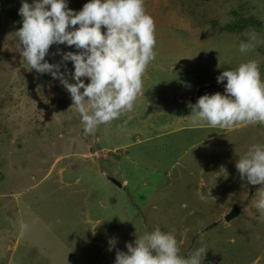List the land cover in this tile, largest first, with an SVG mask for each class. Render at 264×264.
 <instances>
[{
	"label": "rangeland",
	"instance_id": "rangeland-1",
	"mask_svg": "<svg viewBox=\"0 0 264 264\" xmlns=\"http://www.w3.org/2000/svg\"><path fill=\"white\" fill-rule=\"evenodd\" d=\"M67 2L78 12L89 0ZM21 6L0 0V264H115L157 227L184 256L204 247L202 264H264V185L235 166L264 144V124L193 127L187 106L224 94L217 77L242 62L257 60L264 78V44L239 51L245 33L264 38V0H145L157 55L143 91L132 111L87 135L67 89L23 61ZM58 50H78L53 45L46 56L75 83ZM235 206L240 216L226 222Z\"/></svg>",
	"mask_w": 264,
	"mask_h": 264
},
{
	"label": "clouds",
	"instance_id": "clouds-1",
	"mask_svg": "<svg viewBox=\"0 0 264 264\" xmlns=\"http://www.w3.org/2000/svg\"><path fill=\"white\" fill-rule=\"evenodd\" d=\"M19 15L23 26L15 35L23 61L31 70L50 74L67 89L86 135L134 109L143 91V77L157 55L156 24L146 11L145 0H89L78 12L67 0H32L31 4L22 0ZM245 35L246 40L239 45L241 53L264 44L255 30ZM64 44L78 51L58 50L53 55H61L64 65L72 62L75 83L65 78L62 64L46 60L51 46ZM225 80L224 94H206L187 105L192 112L191 125L232 129L264 124V78L258 61L248 60L223 71L217 82ZM235 166L242 180L264 185V144L252 145ZM258 194L256 208L264 213V187ZM27 228L21 224L22 230ZM126 247L127 252L117 253L115 264H202L207 254L200 247L182 255L176 236L159 227L137 236Z\"/></svg>",
	"mask_w": 264,
	"mask_h": 264
},
{
	"label": "water",
	"instance_id": "water-1",
	"mask_svg": "<svg viewBox=\"0 0 264 264\" xmlns=\"http://www.w3.org/2000/svg\"><path fill=\"white\" fill-rule=\"evenodd\" d=\"M227 83V81L225 80L223 85H225ZM112 183H114L115 185H117L118 187H122V184L117 181L116 179L114 178H110L109 179ZM241 214V209L237 206H235L233 208V210L225 217V221L226 222H231L232 220H234L235 218H238Z\"/></svg>",
	"mask_w": 264,
	"mask_h": 264
},
{
	"label": "trees",
	"instance_id": "trees-1",
	"mask_svg": "<svg viewBox=\"0 0 264 264\" xmlns=\"http://www.w3.org/2000/svg\"><path fill=\"white\" fill-rule=\"evenodd\" d=\"M20 27L22 28V26H23V19H22V21L20 22Z\"/></svg>",
	"mask_w": 264,
	"mask_h": 264
}]
</instances>
